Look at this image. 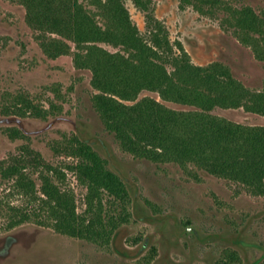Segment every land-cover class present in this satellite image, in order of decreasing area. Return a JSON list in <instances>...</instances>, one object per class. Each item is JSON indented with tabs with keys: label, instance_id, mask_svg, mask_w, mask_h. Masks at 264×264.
Returning a JSON list of instances; mask_svg holds the SVG:
<instances>
[{
	"label": "rangeland",
	"instance_id": "obj_1",
	"mask_svg": "<svg viewBox=\"0 0 264 264\" xmlns=\"http://www.w3.org/2000/svg\"><path fill=\"white\" fill-rule=\"evenodd\" d=\"M80 1L100 23L106 22L94 0ZM122 1L143 37L148 38L155 27L152 17L171 43L182 44L194 63L219 61L249 88L263 85L264 61L223 18L227 6L250 5L264 15V0H222L226 4L216 6L202 0ZM25 16L19 1L0 0V264H221L228 260L230 249L238 255L233 264H264V195L203 169L195 168L193 174L173 162H155L123 151L92 105L91 71L77 67L72 52L48 56ZM100 44L110 51L119 49ZM21 92L46 107L54 101L61 114L46 119L3 114L4 105ZM146 95L171 108H188L156 91L142 90L139 97ZM212 112L264 126V115L244 107H216ZM10 126L26 131L28 137L11 138L3 130ZM74 130L87 135L111 159L135 196L124 206L105 198L102 219L107 232L102 235L62 233L34 217L19 220L21 214L12 208L35 203L3 169L28 143L60 171L59 181L73 190L77 211L85 210L87 187L69 167L73 159L54 148L55 140ZM32 168L26 171L42 196L40 174ZM112 217L115 227L107 224Z\"/></svg>",
	"mask_w": 264,
	"mask_h": 264
},
{
	"label": "trees",
	"instance_id": "obj_2",
	"mask_svg": "<svg viewBox=\"0 0 264 264\" xmlns=\"http://www.w3.org/2000/svg\"><path fill=\"white\" fill-rule=\"evenodd\" d=\"M17 1L24 5L26 22L38 33L48 56L72 52L75 65L91 71L95 89L92 105L104 129L123 151L155 162H173L193 174H197L195 168L203 169L253 194L264 195V126L231 121L212 112L216 107H244L264 115V83L252 89L224 63H194L182 44L171 43L161 23L152 17L155 27L148 38L143 37L122 0H94L106 19L104 23L80 0ZM202 1L213 6L226 4L222 0ZM227 8L225 25L264 61V15L250 5ZM100 42L119 49L110 51ZM142 90L156 91L161 98L188 108H171L152 96L139 97ZM61 110L54 101L46 107L21 92L4 105L2 112L46 119L57 117ZM3 130L11 138L28 137L19 127ZM54 148L73 159L69 167L87 187L85 210L77 211L73 190L59 181L60 171L25 143L21 154L3 169L4 175L15 178L16 187L35 203L12 207L14 212L21 214L19 220L34 217L73 236L104 234L105 198L124 206L135 197L126 180L81 131L63 133ZM40 164L42 170L36 168ZM31 165L40 174L42 196L37 195L36 184L26 171ZM107 221L112 227L117 225L114 217ZM227 255L228 260L221 264H233L238 256L231 249Z\"/></svg>",
	"mask_w": 264,
	"mask_h": 264
}]
</instances>
